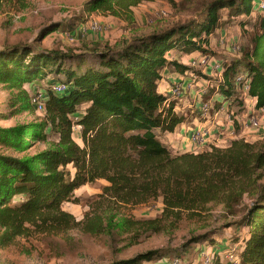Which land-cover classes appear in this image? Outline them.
Segmentation results:
<instances>
[{"label": "trees", "instance_id": "obj_1", "mask_svg": "<svg viewBox=\"0 0 264 264\" xmlns=\"http://www.w3.org/2000/svg\"><path fill=\"white\" fill-rule=\"evenodd\" d=\"M24 1L0 0V9ZM144 1L152 0H87L79 15L43 26L37 41L51 33L73 31L92 13L118 14L116 7L126 11ZM259 1L264 0H211L199 20L79 54L34 44L1 47V84L18 88L52 78L43 87L44 119L34 125L0 128V147L24 152L31 146L28 138L44 141L54 136L56 141L28 157L0 153V247L34 233L75 228L79 223L63 210V204L80 187L104 180L103 194L116 203L137 206L161 200V217L144 224L154 232L162 230L161 220L193 213L212 202L233 209L245 193L254 195L237 223L247 228L239 257L242 264H264V185H258L263 178L264 143L237 139L225 148L172 152L156 134H172L186 121L175 111L174 100L158 91L164 68L171 66L180 75L189 70L166 54H210L203 49L210 36L232 18L249 17ZM253 26L250 49L224 62L223 83L217 84L226 100L242 106V101L233 99L232 79L245 73L250 79L248 95L260 108L264 107V14ZM57 83L66 85V91L53 92ZM21 94L22 106L32 107L28 95ZM75 124L82 128L78 136L83 146L74 140ZM213 234L192 238L191 251L197 253V246L206 242L217 246ZM180 256L172 258L183 259ZM168 259L165 251L152 250L109 264H168Z\"/></svg>", "mask_w": 264, "mask_h": 264}, {"label": "rangeland", "instance_id": "obj_2", "mask_svg": "<svg viewBox=\"0 0 264 264\" xmlns=\"http://www.w3.org/2000/svg\"><path fill=\"white\" fill-rule=\"evenodd\" d=\"M85 1L87 0H25L22 4L3 5L0 9V48L5 45L34 44L40 48L56 49L67 54L111 48L136 37L185 24L191 20H199L205 5L211 0H152L131 6L126 11L116 7L118 14L92 13L89 17L93 16L101 21L106 19L111 24L109 33L100 38L101 44H95L99 37L75 39L68 44L61 38L62 32L51 33L42 41H37L39 31L43 26L52 22L66 21L79 15ZM160 10L166 12L165 17L154 16V13ZM263 14L255 2L249 17L232 18L209 38L207 51L214 59L222 62L242 57L251 47L250 42L255 28L253 24ZM223 19L227 20L225 15ZM146 21H151V23H146ZM221 39L224 40V45L219 44ZM230 44H234L240 50L230 51L227 48ZM95 45L97 47L94 48ZM172 53L173 59L186 65L188 61L186 56L179 55L176 51ZM190 72L198 77L194 85L195 92L199 93L203 90L205 92L204 101H210L216 92L217 83L220 82L219 75L211 73L207 77L201 69H192ZM176 73L177 71L171 66L166 68L158 87L161 94L166 95L172 74ZM51 78L52 76L49 75L39 79L42 81L41 85L45 86ZM23 91L28 97L30 96L27 84L13 88L0 83V128L34 125L44 119L45 115L42 117L37 114L30 105L28 108L22 106L19 99L22 98ZM232 101L229 100L231 104L229 111L247 110V103L239 106L237 102ZM174 102L177 112L185 116L187 127L192 124L207 122L212 124L220 121L222 128L216 127L213 123L215 128L212 139L215 142L218 141L219 148L229 145L233 138H230L227 133L226 115L215 117L216 107H212L206 118H201L195 109L197 100L193 101L186 97L174 100ZM236 131L237 138L248 143H264V135L258 130L240 131L236 129ZM156 134L163 145L172 152L194 151L197 153L209 148L208 146L194 150L186 146L182 148L184 135L180 132L172 140L167 134H160L157 131ZM73 137L78 145L83 146L77 134ZM27 141L31 146L24 152L0 147V153L15 157L32 156L49 148L56 138L49 136L44 141L28 138ZM174 141H178V144ZM105 185L107 183L104 180L84 185L74 191L71 201L63 204V210L73 216L79 223L78 226L59 233L48 232L43 235L34 233L29 237H19L11 245L0 247V264H109L115 260L129 259L152 250L165 251L169 259L178 254H181V258L194 259L197 253L191 249L195 244L190 243L194 237L213 232V235L217 237L218 242H215L217 246L206 242L197 247L200 250H208L212 247L214 250L223 248L225 243H228L229 247H234L232 243L234 240H238L242 246L247 235V228L239 227L237 223L244 213L245 206L252 202L254 195L245 193L240 205L233 209L228 210L222 204L212 202L193 213H183L175 218L161 220L162 230L154 232L146 229L144 224L147 220L161 217L162 202L160 199L149 204L126 206L105 196L102 191ZM258 185H264V171L263 178L258 181ZM186 244L189 246L183 249V245Z\"/></svg>", "mask_w": 264, "mask_h": 264}, {"label": "built area", "instance_id": "obj_3", "mask_svg": "<svg viewBox=\"0 0 264 264\" xmlns=\"http://www.w3.org/2000/svg\"><path fill=\"white\" fill-rule=\"evenodd\" d=\"M258 9L260 11L264 10V1H259ZM154 16L157 18H163L166 16V12L163 10L157 11L154 13ZM151 21H147V23ZM111 29V24L99 19H95L93 16L88 17L85 22L80 23L77 27L71 32H64L61 34V38L65 40L66 43H71L75 39H84V38H95L101 37L109 33ZM58 33V32H57ZM212 36H210L211 38ZM224 40H220L219 44L224 45ZM227 46V45H226ZM208 46H203V49L208 50ZM230 51L236 52L240 50L234 44L227 46ZM167 59L170 58V53L166 54ZM187 63L185 66L189 68L184 74H178L177 79H174L170 82L169 89L166 92V96L172 100L183 99L188 97L193 101L197 100L195 103V109L199 117L206 118L212 107H216L214 116L226 115L227 119V133L232 140H237L236 129L240 131H247L250 129L258 130L264 135V107L256 108L255 103L256 99L248 95L250 79L245 73H239L232 79V84L235 88L234 98L242 101V103H247V110L241 111H229L230 102L222 96L218 86H216L215 94L210 99V101H204L203 97L205 92L200 90L199 93H194L191 97V93L194 92V85L197 80V76L192 74L190 71L201 69L202 71L210 70L211 73H217L219 75L220 82L223 83L222 73L224 70V62L218 61L213 58L212 55L206 53H193L188 56ZM27 84V83H26ZM41 84L37 81L27 84V89L30 92V104L33 110L41 115H45V103L47 100V95ZM213 88V86H212ZM67 86L63 83H57L52 85V90L55 93H62L66 91ZM232 100V99H231ZM78 121V117L74 119V122ZM216 127L219 125L216 124ZM214 128L212 124L199 123L195 126L189 127L187 133L185 134V145L186 148L194 150L201 147L208 146V150L211 148H219L218 141H213ZM219 128H222L219 127ZM81 126L75 124L72 127L73 134H79L81 131ZM231 140V141H232ZM194 152V151H192ZM251 204V203H250ZM238 247H229V245H224L222 249L209 248L208 250H200L197 252V255L194 259L189 258H170L168 259V264H213L215 261L220 264H242L239 257V252L241 250V244L236 245Z\"/></svg>", "mask_w": 264, "mask_h": 264}, {"label": "crops", "instance_id": "obj_4", "mask_svg": "<svg viewBox=\"0 0 264 264\" xmlns=\"http://www.w3.org/2000/svg\"><path fill=\"white\" fill-rule=\"evenodd\" d=\"M140 18H141V20H143V17L142 16H140ZM102 20H105V22H108L106 19H102ZM146 23H147V21H146ZM107 35V34H106ZM106 35H103V36H101V37H105ZM101 37H99L98 38V40L97 41H95V44L96 43H100L101 44V40H100V38ZM63 41L65 42V40L63 39ZM66 43V42H65ZM99 50H101V49H99ZM169 53H170V58H172L173 59V53H172V51H169ZM171 60V59H170ZM165 71H166V68H164L163 70H162V73H161V80H162V78H163V75L165 74ZM204 74H205V76H207V77H209L210 76V74H211V71L210 70H205V71H202ZM178 72L174 75V74H172V77H171V81L172 80H174V79H177V76H178ZM167 78V77H166ZM161 82V81H160ZM28 84V83H27ZM160 93V92H159ZM194 93H195V89H194V92H192L191 93V97L194 95ZM175 111L177 112V107L175 106ZM243 112V111H242ZM178 113V112H177ZM186 122V121H185ZM185 122L183 123V124H181L180 126H178L176 129H175V132L174 133H172V134H167V135H169V136H171V140H172V138H174L175 136H177V133H181L182 135H184V140L182 141V144H183V146H182V148L183 147H185L186 145H185V134L187 133V130L189 129V127H187V126H185ZM214 123V122H213ZM213 123H212V125H213ZM199 124V123H198ZM214 124H217V125H219V127H221L222 125H221V122L220 121H218V122H215ZM196 124H192V126H195ZM192 126H190V127H192ZM179 131V132H178ZM174 143H176V144H178V141H174ZM228 243H225V245H227ZM239 244V242H237V243H235V244H233V246H235V248L237 247L236 245H238ZM223 247V246H222Z\"/></svg>", "mask_w": 264, "mask_h": 264}]
</instances>
